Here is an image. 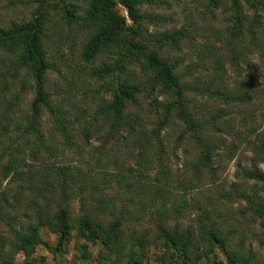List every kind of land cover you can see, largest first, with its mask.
I'll use <instances>...</instances> for the list:
<instances>
[{
	"label": "trees",
	"instance_id": "trees-1",
	"mask_svg": "<svg viewBox=\"0 0 264 264\" xmlns=\"http://www.w3.org/2000/svg\"><path fill=\"white\" fill-rule=\"evenodd\" d=\"M79 1L24 2L30 17L0 27V264H16L19 254L37 264L44 229L57 236L54 253L74 237L83 263L91 244L101 248L99 264H144L151 245L162 250L160 264H264L253 245L264 251V112L229 145L230 155L242 149L250 158L237 163L227 189L214 166L230 111L249 118L256 92L230 86L226 65L240 73L254 52L264 58V0H207V13L223 8L226 15L215 34L222 45L202 46L201 58L187 65L173 55L189 40L184 30L149 32L162 21L143 10L155 0ZM70 35L80 40L77 78L96 85L81 100L71 96L76 75L63 77L60 50L51 51L56 38ZM53 74L66 83L50 81ZM169 130L177 131L175 150L194 152L184 164L188 182L166 162ZM206 177L217 196L199 186ZM7 179L13 188L2 186ZM235 204L232 215L221 210ZM191 209L194 224L181 226ZM20 211L32 216L20 222ZM147 216L151 227L141 229Z\"/></svg>",
	"mask_w": 264,
	"mask_h": 264
},
{
	"label": "rangeland",
	"instance_id": "rangeland-1",
	"mask_svg": "<svg viewBox=\"0 0 264 264\" xmlns=\"http://www.w3.org/2000/svg\"><path fill=\"white\" fill-rule=\"evenodd\" d=\"M28 1L32 0H16V2L14 0H0V27L6 26L11 21H22L29 18L33 9L24 4V2ZM72 1H74V3L77 2L76 4H82L79 0ZM206 4L207 0H155L154 3L146 5L143 9L147 12L159 15L162 19V21L159 22L160 26H158V28L149 27L150 33L163 32L164 30H184L189 35L190 41H181V51L173 54L178 59L182 58L185 62L184 65H187L190 62L197 63V61L201 58L200 52L202 51L201 49H203L202 46L210 45L212 47L215 46L216 48H219L222 45L221 42L217 41L215 34L223 27V22L226 20L224 9H218L215 13L210 14L206 11ZM118 9L120 13L126 17L127 23L130 25L131 22L124 8L121 5H118ZM77 35H73V39H75L74 42L72 41L71 35L69 36L71 38H69V41L63 40V42H61L58 38H56V40L51 43V51L52 53H55L58 48V50H60L59 55L55 59V63L60 69L63 77L66 76L65 78L71 80L73 79V76L76 75V90L72 91L71 96L77 95L78 100H81L80 96H83L86 91L92 92L96 85L92 81L86 80L82 75L81 78H77L78 75L74 72L77 69V66L79 67L77 54L80 48V40H77ZM72 50L73 53L71 52ZM59 56H61L62 59H60ZM238 67L240 69V73L236 72V68L227 64V77L225 80H227L230 86H233L234 82H238L237 85L239 87L240 84L244 83L243 90L250 89L256 93L252 103L246 107L247 116H249V118L247 117V120L245 121L244 118L246 116L243 114L245 110L237 108L232 109L228 115V122L230 124L229 128L226 125L225 128H223L224 132L221 134L222 137L217 138L220 143V150L218 151V156L216 157L214 166L217 169V182L224 190L227 189L232 182L236 181L235 174H237V163L242 162V165L246 166L249 163L250 158V153L248 151H242V149L234 153L233 156L230 155L229 145L233 141L235 133L245 132L251 121L250 117L252 115H255V117L259 116V114L264 112V93L261 92L262 88H264V58H261L259 52H254L253 55L247 58L245 62L238 65ZM73 72L75 74H73ZM50 78V81L52 82L61 81V84L63 85L66 83V81L60 79L58 74H53ZM31 99L32 93H27L24 96V103L22 105L23 110H27ZM166 134L167 141H170V148L167 150L166 162L170 166L175 177H179L180 179L188 182L190 179H193L191 176L192 173L184 168V164L188 159L194 156V152L190 149H188V151L185 150L184 145L183 147L175 150L173 142L176 139L177 131L169 130ZM93 144L98 145L96 142H93ZM73 160L75 161L76 159L73 158ZM261 167L264 169V165ZM209 180V177L204 178L203 181H200L202 184L199 186H204L202 187L204 193L210 192L212 196H217L216 188H218V186H210L207 183ZM8 183L9 179L4 180L2 182V186H5ZM193 184L197 187L199 182L193 181ZM10 185L13 188L15 183H11ZM208 185L209 187H207ZM209 189L211 190L207 192ZM26 194V197L31 198L29 193ZM189 195H193L192 197H195V193H189ZM79 206V201H75L73 203V217L78 216L80 211L78 210ZM238 208L239 205L235 204L232 207L222 208L221 210H225V212L228 210V215H232L238 210ZM197 215L198 212L196 210H187L179 219L178 223L183 227L192 226ZM31 216V213L28 211H20L17 215L20 222H25L26 219ZM231 220L234 222L233 219ZM150 221L152 222V218L147 216L141 229H149L151 227ZM2 229L6 231L4 225L2 226ZM41 236L46 246H39L33 254V258L37 260V264H99L97 261V257L101 252V248L99 246L86 244L87 251L91 253L92 258L83 263L80 261V253L77 250L78 242L74 237L63 247L61 253H54L53 250L57 243V236L50 233L46 229L42 230ZM79 243L83 244V242ZM253 245L254 248L259 251V254L264 255V251L262 249L263 247L258 248V243L256 242ZM161 254V249L151 245L144 264H160L158 256ZM223 256L224 255H222L221 252L218 255L221 259H223ZM15 262L16 264H24V257L21 254L17 255ZM201 264L210 263L201 262Z\"/></svg>",
	"mask_w": 264,
	"mask_h": 264
}]
</instances>
